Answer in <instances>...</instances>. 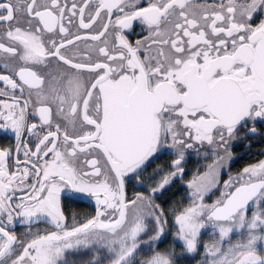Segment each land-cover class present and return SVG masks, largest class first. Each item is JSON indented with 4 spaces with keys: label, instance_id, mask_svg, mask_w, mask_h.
<instances>
[{
    "label": "snow or ice",
    "instance_id": "snow-or-ice-1",
    "mask_svg": "<svg viewBox=\"0 0 264 264\" xmlns=\"http://www.w3.org/2000/svg\"><path fill=\"white\" fill-rule=\"evenodd\" d=\"M0 131V264H264V0H0Z\"/></svg>",
    "mask_w": 264,
    "mask_h": 264
},
{
    "label": "flooded vegetation",
    "instance_id": "flooded-vegetation-1",
    "mask_svg": "<svg viewBox=\"0 0 264 264\" xmlns=\"http://www.w3.org/2000/svg\"><path fill=\"white\" fill-rule=\"evenodd\" d=\"M4 136V133L2 131H0V137ZM193 163H195V161L193 160ZM192 165L190 164L189 167H191ZM80 207H87V205H81Z\"/></svg>",
    "mask_w": 264,
    "mask_h": 264
}]
</instances>
